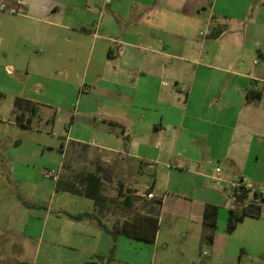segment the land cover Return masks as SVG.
I'll list each match as a JSON object with an SVG mask.
<instances>
[{"label":"crops","instance_id":"1","mask_svg":"<svg viewBox=\"0 0 264 264\" xmlns=\"http://www.w3.org/2000/svg\"><path fill=\"white\" fill-rule=\"evenodd\" d=\"M0 4L9 8L0 11V57L36 82L14 84L27 92L13 96L17 123L42 119L43 106L58 136L70 124L58 166L9 159L20 201L0 200V264H172L168 242L156 258L160 230L148 243L115 241L106 229L165 213L197 228L203 244L207 205L219 208L214 238L190 262L233 264L224 261L235 208L227 187L236 180L264 195V0ZM35 84L59 86L56 99L34 98Z\"/></svg>","mask_w":264,"mask_h":264},{"label":"rangeland","instance_id":"2","mask_svg":"<svg viewBox=\"0 0 264 264\" xmlns=\"http://www.w3.org/2000/svg\"><path fill=\"white\" fill-rule=\"evenodd\" d=\"M1 5L3 4H0V6ZM0 11H9V8L4 5V8L0 9ZM0 61L2 64L0 71V200L2 203H8L13 200H19L20 197V191L15 195L14 199L12 196L13 192L17 191L16 187L10 181L9 167L12 162L9 161V159L13 160L14 156H19L24 158L29 166H33L40 170L51 169L52 167L58 166L59 162L62 161V143L65 142L64 136L67 134L66 127H69L70 124H67L66 127L62 124V129L60 131H62L63 136H58L57 130L53 132L52 127L47 125L46 122L47 115H54V113L43 106H39V118L42 119H36L38 117L34 118L32 116L31 125H27L26 122L24 125L17 123L14 117L13 96L26 95L27 92H23L21 86H14V84H17V81L27 82L28 79L31 78L26 74L25 70L18 69L17 66H15L14 59H5L1 56ZM11 66H13L14 71L10 68ZM55 79L57 81V78ZM34 80L35 79H31L33 83H36ZM14 81H16V83H14ZM35 85L36 86H28L30 91L36 92L30 93L34 98L40 101H43L45 96L56 99L59 86H53V84L50 86ZM72 101L75 102V98ZM75 108L76 105H72L71 109L74 112H76V110H74ZM29 113L30 112H28V115ZM227 196L231 197L233 195L230 192ZM71 198L78 200L77 197ZM248 198L252 199L251 197ZM88 202L92 204L91 201ZM168 205H170V202H168L166 210L168 209ZM163 206L162 204V210ZM1 217L4 216L1 215ZM157 218L159 222L157 232L160 230L157 244L158 252H156L157 260L160 258L159 254L164 250V245L167 242L169 246L166 250V257L167 261L172 264H191L190 261L193 256L196 254L200 255L201 251L207 249L206 245L210 244L205 238L203 244H201L199 237H197V228L195 227H191L187 224L185 226L178 219L165 213L162 217L160 216V219L159 215ZM1 220L8 221V218ZM219 225H221V223ZM263 230L264 219L256 217L255 219H249L245 224H239L232 233L227 232L229 237V252L224 256V261L227 262L231 256L232 259L235 260L233 264H264V247L262 248L260 245V238L264 236ZM137 244L136 246H143L144 249H147L146 254H149L148 250L151 247L150 244ZM199 244H201V246H199ZM241 244H243L242 247H245V250H243V258H246L247 261L242 260L238 262L239 260L235 258H237L240 253V248H242ZM199 247H202L201 250ZM123 255H126L128 259H134V257H136V251L132 252L131 250ZM149 257L150 256L146 255V258Z\"/></svg>","mask_w":264,"mask_h":264},{"label":"trees","instance_id":"3","mask_svg":"<svg viewBox=\"0 0 264 264\" xmlns=\"http://www.w3.org/2000/svg\"><path fill=\"white\" fill-rule=\"evenodd\" d=\"M33 113L36 114V109H32ZM22 115H18L19 124H23L20 117ZM27 125H30L26 122ZM249 192L245 190L244 186L234 192V203L235 208H231L229 211V218L227 221L226 231L228 233H232L237 225L244 221L246 217H260V212L262 208V203L264 202L263 194H254L250 199L248 198ZM219 208L214 205H207L204 209L203 213V224L206 228V237L205 240L208 242H212L214 238V233L217 227V216H218ZM78 216L77 218H80ZM158 218H146L144 221L141 219H136L135 222H124L122 224H118L114 226L112 229H106L107 233H109L114 240L118 238L119 235H127L132 237L135 240H142L144 242H154L157 230H158ZM116 251V245H113V248L110 253L109 259H111Z\"/></svg>","mask_w":264,"mask_h":264},{"label":"built area","instance_id":"4","mask_svg":"<svg viewBox=\"0 0 264 264\" xmlns=\"http://www.w3.org/2000/svg\"><path fill=\"white\" fill-rule=\"evenodd\" d=\"M2 8H4V5H1L0 6V9H2ZM215 173H219L220 172V168H215ZM55 176H57V173H56V171H49V172H46L45 173V177L46 178H54ZM241 186H243V185H241L240 184V182L239 181H233V182H231L229 185H228V189L229 190H233V191H237V190H239L240 188H241ZM244 188H245V190L246 191H248L249 193L251 192V193H254V194H262V193H258V192H256V191H254L253 189H251V188H247V187H245L244 186ZM147 197L148 198H153V195L152 194H149V195H147ZM260 217L261 218H263L264 219V202L262 203V208H261V212H260Z\"/></svg>","mask_w":264,"mask_h":264}]
</instances>
